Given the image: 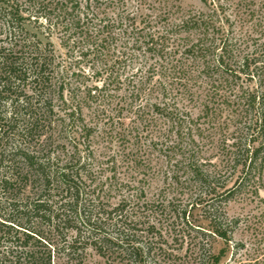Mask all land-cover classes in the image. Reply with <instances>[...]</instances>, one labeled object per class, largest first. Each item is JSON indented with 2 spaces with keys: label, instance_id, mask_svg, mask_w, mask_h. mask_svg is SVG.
<instances>
[{
  "label": "trees",
  "instance_id": "1",
  "mask_svg": "<svg viewBox=\"0 0 264 264\" xmlns=\"http://www.w3.org/2000/svg\"><path fill=\"white\" fill-rule=\"evenodd\" d=\"M201 2L0 0V264H216L226 206L264 193V0ZM55 40L96 84L72 88ZM98 140L139 147L133 180L143 143L178 157L184 202Z\"/></svg>",
  "mask_w": 264,
  "mask_h": 264
},
{
  "label": "rangeland",
  "instance_id": "2",
  "mask_svg": "<svg viewBox=\"0 0 264 264\" xmlns=\"http://www.w3.org/2000/svg\"><path fill=\"white\" fill-rule=\"evenodd\" d=\"M179 4L184 9H201L203 7L201 0H179ZM54 43L56 56L68 67L70 70L68 73L73 74L70 76L72 88L79 85V92H83L85 86L96 84L92 78L93 69L90 61L87 59L81 60L77 52H67L66 49L59 46L57 40ZM89 112V110L84 109L85 119L91 121L92 117ZM160 129L161 131L163 130L161 132L162 135L164 132L162 124ZM121 143L113 140L110 145H105L104 142L98 140L95 144L97 154L105 156L106 154L114 153L117 156V178L122 181L135 182L144 176L147 181L140 182V185L144 188L148 199L155 198L159 190L164 188L163 196L169 200L175 197L184 202L187 197L185 195L187 191L181 188V184L186 176L179 166L176 167L178 157L175 156L176 159L169 154H164L161 146L153 149L151 147L148 148L147 143H143L140 155L144 163L137 167V172L140 174L137 175V179L134 178L136 180H133L131 178L132 174L125 166L126 153L139 147L133 148L129 143ZM104 176L110 177L112 173L106 171ZM225 210L229 217L238 218L239 225L231 235L230 240H216L214 243L213 255L215 256L216 264H264V193L260 192L259 198L246 197L244 200L236 199L231 201ZM192 214L197 221V225L208 229L207 222L202 219L199 211L194 210ZM174 252L177 253V251ZM180 254H183V252ZM84 264H104V260L89 251Z\"/></svg>",
  "mask_w": 264,
  "mask_h": 264
}]
</instances>
